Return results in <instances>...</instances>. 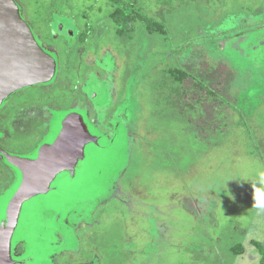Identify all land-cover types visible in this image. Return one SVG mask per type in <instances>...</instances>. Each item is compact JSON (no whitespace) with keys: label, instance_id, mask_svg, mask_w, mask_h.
<instances>
[{"label":"rangeland","instance_id":"374dc122","mask_svg":"<svg viewBox=\"0 0 264 264\" xmlns=\"http://www.w3.org/2000/svg\"><path fill=\"white\" fill-rule=\"evenodd\" d=\"M18 1L39 40L59 50L65 73L59 59L51 83L10 96L0 114L49 94L55 111L42 139L51 143L73 110L68 84L77 90L79 65V90L92 96L85 103L94 113L79 112L100 138L75 175L61 173L53 190L24 204L13 238L24 243L21 258L50 264L67 251L68 260L99 264H260L264 0H139L168 33L137 25L127 36L109 20L111 0ZM79 34L82 64L80 43L66 51ZM181 71L183 82L174 76ZM59 78L66 86L56 87ZM34 126L29 136L7 129L4 147L35 157L47 128L37 119ZM19 182L0 186V226ZM238 244L241 255L232 251Z\"/></svg>","mask_w":264,"mask_h":264},{"label":"water","instance_id":"95a60500","mask_svg":"<svg viewBox=\"0 0 264 264\" xmlns=\"http://www.w3.org/2000/svg\"><path fill=\"white\" fill-rule=\"evenodd\" d=\"M56 58L45 51L25 22L15 0H0V108L4 101L25 88L51 83L57 74ZM79 113L68 114L52 144L43 145L35 160L11 158L22 171L23 180L12 197L7 218L0 226V264H17L12 243L23 205L46 195L57 176L75 173L85 158L88 144H98Z\"/></svg>","mask_w":264,"mask_h":264},{"label":"flooded vegetation","instance_id":"af4514ba","mask_svg":"<svg viewBox=\"0 0 264 264\" xmlns=\"http://www.w3.org/2000/svg\"><path fill=\"white\" fill-rule=\"evenodd\" d=\"M15 2L18 4V6L20 8L21 16L23 17L22 7H21L19 1L15 0ZM113 10H114V3L112 2V10H111V12ZM111 12L109 13V15L111 14ZM23 19L31 27V30L33 31V33L35 35V38L40 43V45L45 49V51H47L48 53L53 55L56 58V60H57V64H59V61H58L60 59L59 50L56 49L54 46H51V45L47 44L45 41L39 40V38L36 35V31H34V28L32 27V25L24 17H23ZM109 20H110V18H109ZM112 24H113V27L116 28V25L113 22H112ZM64 30H65V28L62 31H64ZM83 36L84 35L81 34L79 36V39H77V41H75V40L73 41L72 40L73 38H71L69 40V42H68L67 49H66L67 52L69 51L70 53H72L73 52V47L75 46L73 44H75L76 42L80 43L79 45H81L82 48L81 47L75 48V54L78 56V59L80 60L81 64H82V60L83 59H81L80 55H83V53H82L83 52V46L85 45V42H86V37L83 40V38H82ZM53 38H55V37H53ZM56 54H58V55H56ZM88 58H90V56ZM92 60H93V58H92ZM86 62H87L86 64L88 66H91V60L88 59V60H86ZM60 66H61L60 67L61 69H59V73L61 72V75H62L65 72L62 69L61 59H60ZM76 66L77 65H74V68ZM57 68H59V66ZM57 71H58V69H57ZM76 71L78 73V78H77L78 79V84H77V87H76L77 90L73 89L71 87L70 83L68 84V89L72 90V93H71V95H68L67 97L71 98V100L73 101V110L70 113L75 112V113H79L80 114L79 110L83 109V110L87 111L88 114L92 117V114L94 112H92V110H90V109H92L93 106L91 105V107H90L88 104L85 103L87 100H89V101L92 100V96L91 97L88 96L84 92L83 87L79 90V87L81 86L80 83L83 82L81 80L80 76H81V74L83 75L84 72L80 73L79 65H78V69ZM88 71H91V69L88 70ZM56 83H57L56 87L63 86V85L66 86V84L64 82H62V80L60 78L57 79ZM36 86H40V85H36ZM42 86H44V85H42ZM45 86H46V84H45ZM31 87H34V86H31ZM28 88H30V87H28ZM28 88L20 90V91L16 92L15 94L17 96L21 95ZM46 93H48V91H46ZM110 94L115 95V93L112 92L111 90H110ZM41 99H42V101L39 102V103H41L40 105H35L34 103H32L29 100H24L23 102H20L19 104L15 103V104H8V106L5 105V107H9V111H12V112L10 114H8V115H1L0 114V165L2 166L1 167L2 168L1 172L2 173L0 174V186L3 184L5 186L7 185V186L11 187L16 181L20 180V182L18 184V187H19L21 185V183H22V180H23L22 179L23 178L22 171H21V169L18 166L13 165L11 163L10 157L11 158L13 157V158H16V159H21V160H35V159H37L38 153H39V151H40V149H41V147L43 145L52 144L55 141V139H54V141H52L51 143L44 144L45 142H43V139H42L45 136H47V134H48V129H49L50 123H51V121L53 119V112L55 111L54 106H53V101H55V100H52V97L49 96V94H46V98H45L46 102L45 103L43 102L44 98H41ZM58 110H60V109H58ZM0 111H1V108H0ZM35 119L40 120L41 122H43L44 126H46V128H47L46 131L42 130V134L37 136V141L33 144V146L35 145L33 147V151L35 149H37V154H36L35 157L30 158V156H28L26 154V153L29 152V150L18 153V152L12 151V150H8V149H6L4 147V143L7 140L11 139L10 136H9V132H11V130L13 131L14 134H20V135H24V136H29L33 132V130L36 129V127H37V126H34ZM84 120L86 122L85 118H84ZM91 120L95 124L100 126L101 122L97 121L96 118L95 119L91 118ZM4 124H7L8 127L6 126L7 128L6 127L3 128ZM61 127H62V125H61ZM88 128H89L90 132L93 134V132L91 131L89 125H88ZM7 129L8 130L10 129L9 132H8ZM98 144H99V142H98ZM78 166H79V163L76 166L75 173H76V170H77ZM64 173H67V175H75V173L71 174L68 171L64 172ZM1 175H2V177H1ZM53 189L54 188H53V183H52L51 184V190H53ZM22 210H23V207H22ZM21 214H22V211H21ZM20 217H21V215H20ZM6 218H7V212H6ZM6 218H5V220H6ZM19 221H20V219H19ZM60 239H61V237H60ZM23 253H24V243H17V245H15V246L12 243V255H13V259L17 262V264H27V261L25 259L21 258V257H23ZM64 254H70V255H67L68 256L66 258L67 262H66V260L63 261V259H62V262H58L56 259H54V261H51L50 264H99V259L97 257L96 258L94 257V258H92L90 260L86 259L84 261H76L75 259L72 261V259L68 260V258L70 256L74 255V253H72V252L64 251V252L58 253L56 255L62 256L64 258V256H65Z\"/></svg>","mask_w":264,"mask_h":264},{"label":"trees","instance_id":"16d2710c","mask_svg":"<svg viewBox=\"0 0 264 264\" xmlns=\"http://www.w3.org/2000/svg\"><path fill=\"white\" fill-rule=\"evenodd\" d=\"M111 1L114 3V10L109 15V18L116 25L119 35H130L133 31H135L137 25H140V27H142L150 35H166L168 33L164 23L159 22L153 17L141 12V7H137L140 3L139 0ZM85 37H82L83 40ZM174 76L177 81L183 82L184 79L188 77V73L181 71L180 73H176ZM253 245L256 247L258 254L260 255V264H264V243L254 241ZM232 251L236 255H241L243 254L244 249L242 248V245L238 244V246L232 248Z\"/></svg>","mask_w":264,"mask_h":264}]
</instances>
